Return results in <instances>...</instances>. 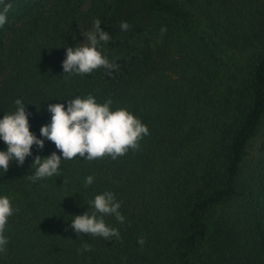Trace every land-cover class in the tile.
<instances>
[{"label": "trees", "instance_id": "obj_1", "mask_svg": "<svg viewBox=\"0 0 264 264\" xmlns=\"http://www.w3.org/2000/svg\"><path fill=\"white\" fill-rule=\"evenodd\" d=\"M5 2L0 115L21 99L39 135L47 104L91 94L149 134L115 159L62 160L35 183L31 161L56 151L50 141L0 171L16 209L0 264H264V138L248 159L264 134V0H89L86 11L81 0ZM97 18L110 36L100 50L118 67L64 74L65 47L83 43ZM103 191L120 202L123 223L104 216L119 239L78 235L70 217Z\"/></svg>", "mask_w": 264, "mask_h": 264}, {"label": "clouds", "instance_id": "obj_2", "mask_svg": "<svg viewBox=\"0 0 264 264\" xmlns=\"http://www.w3.org/2000/svg\"><path fill=\"white\" fill-rule=\"evenodd\" d=\"M0 6V26H3L7 22L6 13L11 3L0 0ZM100 24L98 18L94 19L91 29L82 34L85 38L83 43H77V47H65V57L61 62L64 74L81 76L100 67L111 74L118 67L100 50L102 44L110 40L108 32L102 30ZM120 28L126 31L129 25L121 21ZM163 30L162 28L161 31ZM14 104V112L0 115V142L4 144L0 148V171L6 173L13 162L23 165L27 157L33 156V146L42 150L46 140L52 142L56 149L46 156H33L31 164L35 166V171L29 176L33 183L57 176L62 160L78 157L93 160L104 155L115 159L129 149L139 148L138 142L149 134L147 126L127 109H112L111 99L98 103L91 94L84 98L77 96L64 103L47 104L45 110L50 117L47 123L40 126L39 135L30 131L28 118L31 113L26 111V104L19 98ZM93 181L94 177L88 175L84 184L88 186ZM86 204V211L70 217L72 230L78 235L90 234L106 241L113 237L119 239L117 228L104 221V216L107 215L114 216L120 223L124 221V216L119 211L121 205L115 194L103 191L95 194ZM15 211L10 198L0 194V252L8 244V238L4 234L5 227L8 218ZM138 243L143 245L144 240L141 238ZM87 250L88 246L85 245V251Z\"/></svg>", "mask_w": 264, "mask_h": 264}, {"label": "rangeland", "instance_id": "obj_3", "mask_svg": "<svg viewBox=\"0 0 264 264\" xmlns=\"http://www.w3.org/2000/svg\"><path fill=\"white\" fill-rule=\"evenodd\" d=\"M81 10L86 11V9L89 7V0H81ZM84 37H83V42H84ZM150 42H149V47L152 50L158 49L160 48L159 45H157V43L154 41L153 36H149ZM263 138H264V134L260 135L258 138H256L254 140V142L252 143L251 148L248 151V159L249 161H255L256 157L258 156V150L259 148L262 146L263 143Z\"/></svg>", "mask_w": 264, "mask_h": 264}]
</instances>
